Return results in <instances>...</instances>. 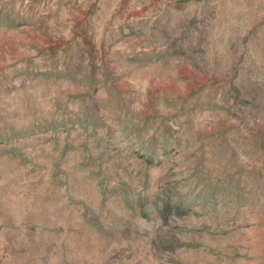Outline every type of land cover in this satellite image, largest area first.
<instances>
[{"label":"rangeland","instance_id":"rangeland-1","mask_svg":"<svg viewBox=\"0 0 264 264\" xmlns=\"http://www.w3.org/2000/svg\"><path fill=\"white\" fill-rule=\"evenodd\" d=\"M0 264H264V0H0Z\"/></svg>","mask_w":264,"mask_h":264}]
</instances>
